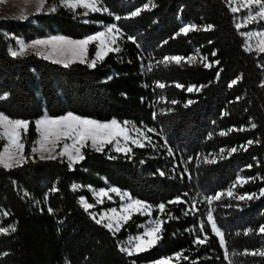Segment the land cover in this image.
Returning <instances> with one entry per match:
<instances>
[{
	"label": "trees",
	"instance_id": "trees-1",
	"mask_svg": "<svg viewBox=\"0 0 264 264\" xmlns=\"http://www.w3.org/2000/svg\"><path fill=\"white\" fill-rule=\"evenodd\" d=\"M60 1L46 0V7L57 8L26 19L0 18V112L30 122L22 134L25 160L10 169L0 165V230L7 229L0 231V264H264V256L241 255L264 250V234L256 231L264 225V53L247 50L228 0H99V12ZM135 10L140 14L132 16ZM113 23L121 30L119 52L108 53L95 68L79 61L64 67L33 51L11 55L18 37L83 39ZM185 24L197 30L185 36L179 32ZM96 50L92 43L88 59ZM176 55L196 59L159 63ZM191 86L199 91L188 93ZM68 112L152 128L153 144L127 154L111 145L103 151L87 145L85 159L72 170L65 157L33 155L35 121ZM248 140L254 143L245 150ZM3 144L0 138V151ZM109 187L152 205V215L134 213L116 232L98 224L81 197L95 204L91 188ZM230 188L233 196L207 203ZM245 194L255 195L239 199ZM177 198L183 202L170 203ZM209 210L225 247L207 220ZM152 217L164 221L162 238L127 255L124 241L142 233ZM248 228L253 231L245 235ZM205 235V243H194Z\"/></svg>",
	"mask_w": 264,
	"mask_h": 264
},
{
	"label": "snow or ice",
	"instance_id": "snow-or-ice-1",
	"mask_svg": "<svg viewBox=\"0 0 264 264\" xmlns=\"http://www.w3.org/2000/svg\"><path fill=\"white\" fill-rule=\"evenodd\" d=\"M63 3L67 4L69 7L75 9L78 5H82L85 9H90L92 12H99L102 11V9L98 8L96 6V0H62ZM41 5L43 4V0H40ZM246 4L248 6L252 4H256L259 6V11H257L255 14L252 12H249V14L244 18L242 24H237L236 27L240 28L243 25H246L248 23H251L253 21H256L257 18L259 20H264V2L262 0H246ZM146 7V5H145ZM231 11L233 13H236L238 11L237 7H232ZM87 15V12L84 13ZM140 14L139 10H135L131 13L132 16H137ZM115 20L119 21L120 16H116ZM212 28L211 25H208L204 30H210ZM197 30L196 25H188L183 26L179 29V32L184 34L185 36L188 35L190 31ZM120 29L117 27L116 23H113L109 25L105 30L99 31L95 34L89 35L88 37L84 39L79 40H72L65 38L63 36H53L48 40H36L32 44H24L21 42L20 51H12L11 55L13 57H16L18 55H22L24 53V50L29 47H35L39 45L44 46H50L47 49V54L45 52H38V55H41L44 59H51L53 63L62 64L64 67H68L70 63H74L77 60L84 64L88 63V57H87V51H88V45L93 42L98 43V50L96 52V57L98 59H103V57L107 53L111 52H119V47L113 48L112 45L116 44L117 41V35L113 33H120ZM106 33L108 35H106ZM245 37H251L253 35H257V33L253 32H246L242 33ZM130 40H133V37H129ZM247 50H251V46L248 47ZM258 51L260 53H264V39H261L259 41ZM213 56L216 55V52L213 51ZM187 59V62H192L196 59L195 55L189 56L187 58L176 55V56H166L163 58L162 61L159 63H168L169 61H174L176 64H180L182 60ZM202 60L207 61V57H202ZM96 59L91 60L90 67L95 68L96 66ZM215 63L218 65L219 61H215ZM211 63H205V67H211ZM151 64L148 65V69L151 70ZM236 81H232V84H235ZM165 84L161 82H157L155 87L163 89L165 88ZM175 86L177 88H182L183 85L176 83ZM202 87V86H201ZM194 91H199V88L196 86L187 87V92L192 93ZM163 99V97H161ZM238 99V98H237ZM172 103H176V101H172ZM193 103V101L189 100L187 104H185V107L188 106V104ZM155 118V113L153 114ZM30 122L22 119H10L7 115L0 112V138L6 137L8 141V146H6L3 149V152L0 153V165H3L5 169L12 168L15 164H19L22 160L25 159L23 155V144L20 142L21 137V131H27L29 128ZM127 122H125V125L122 126L119 124L115 119H113L110 122H100L95 119H89V118H82L79 115H76L72 112H68L65 115H61L56 118H48L45 116L42 119H38L35 121V126L37 131L40 133L41 140L39 142V149L33 148V152L35 153L37 150L41 153L40 158L41 159H54L55 156L53 153L56 150L57 145L62 140H70L71 143H64L62 151L58 153L59 156H66L69 163V168L72 170V166L82 162L85 159V156L82 152V149H84L88 143L90 142L92 147L96 149V151H103L104 147L106 145H112L113 142H116L115 151L116 152H124L127 154L131 151V148L127 147V144L129 141H131L132 144L136 145L137 147H145V144L142 142V140L139 138L143 136V132L140 129H135V137L130 136L129 130L126 127ZM255 124H251V128H255ZM240 131H243L244 129H239ZM148 132H154V129L148 128ZM225 132H221L220 135H225ZM121 139L124 142V146L120 145ZM149 143L151 142L150 137H144ZM254 143L253 140H248L246 142V145H242L245 150H247V146L252 145ZM221 152L224 150L221 149ZM231 153H235L237 151L236 147L231 148ZM47 153V155H45ZM171 154V153H169ZM209 163H213L214 161H207ZM249 168L251 165L248 166ZM163 175V172L160 173ZM247 179H253V178H247ZM247 179L239 180L240 183H246ZM235 187V185H233ZM111 192L116 193L117 195L121 196L122 202L125 199L130 200L131 202L124 204H121V208L118 211L117 208L113 207L107 211H105L100 219H97L96 222L99 224L101 223L105 217L108 219V223L104 226L108 228L109 230H118L121 226L122 222H127L129 219H131V215L135 213L144 214L147 216H151V207L147 203L135 199L131 200V197L128 193H121L119 189L112 188ZM228 195L229 197L233 196L232 188H230L227 193L224 192H218L214 196L208 197L207 203L209 205L212 204L213 200H219L221 196ZM261 195H264V189L261 190ZM108 195V191L101 190L98 193L99 198H103ZM255 194H245L239 196V199L243 200L245 198L251 200L253 199V196ZM183 202L179 198H177L174 201H171L170 203H180ZM83 207L85 210L91 209L93 207V204L87 203L82 201ZM194 207V205H193ZM165 210V204L161 203L159 205V212L163 213ZM51 211V209H49ZM187 214V212L185 213ZM93 219H95V216H93ZM207 220L210 223L212 231L219 237L220 243L223 246L225 244L223 232L221 229L217 226V224L214 221L212 210H209L207 214ZM150 224L154 225L151 227H148L143 235L137 237L138 242L135 244L134 249H121L122 251H125L127 255L132 256L133 252L135 253H141L146 250H149L150 248L156 246L158 241L162 238V224L164 221L160 219L149 221ZM201 230H203V226L201 225ZM0 231L7 232V229H2ZM252 228H248L245 230V235L252 232ZM257 234H264V225H261L257 230ZM207 236H204V239H200L199 237L196 238L194 243L196 244H203L206 242ZM177 258H179L180 254H176ZM241 255H260L264 256V250H252L249 251L245 249ZM227 256V252H226ZM158 264H170L169 259H163L158 262Z\"/></svg>",
	"mask_w": 264,
	"mask_h": 264
},
{
	"label": "rangeland",
	"instance_id": "rangeland-1",
	"mask_svg": "<svg viewBox=\"0 0 264 264\" xmlns=\"http://www.w3.org/2000/svg\"><path fill=\"white\" fill-rule=\"evenodd\" d=\"M73 2H75V0H73ZM229 4H230V7H237L238 8V11L235 13L236 14V24H242L244 18L249 14V12H252L253 14H255L257 11H259V6L256 5V4H252L250 6H248L246 4V0H228ZM61 6H64V7H68V8H71L69 7L67 4L63 3L62 0L60 1V4ZM46 0H43V4L41 5L40 3V0H0V18L2 17H6V16H12V17H16V18H19V19H26L31 13H37V12H41L42 10L46 9V11H52V10H55L57 8V4L56 5H50L49 7H46ZM96 6L100 9L101 6H100V3H99V0H96ZM78 8H84L82 5H78L75 9H78ZM73 9V8H71ZM74 9V10H75ZM85 9V8H84ZM87 11H91L90 9H85ZM111 25V24H110ZM189 24H185L184 26H188ZM109 26V25H108ZM107 26V27H108ZM107 27H105L103 30H105ZM118 27V26H117ZM239 30L241 31V33H246V32H253V33H257V35H253L251 37H245V40H246V48L248 49L249 46H251V50L250 51H255V52H258V46H259V41L261 39H264V20H259V18H257L256 21H253L251 23H248L246 25H243L239 28ZM102 31V30H101ZM95 34V33H94ZM115 35H117V37L119 38L120 36V33H113ZM106 35H108L106 33ZM54 36H63L65 38H68V39H72V40H79V39H74V38H71V37H67V36H64V35H54ZM51 37L53 36H48V37H43V38H38V39H35L33 41H26L24 40V38H21V37H18L16 38L15 40V43L12 44L11 46V52L12 51H17L19 52L20 51V47H21V42L24 43V44H32L34 41L36 40H48L50 39ZM117 38V40H118ZM84 39V38H83ZM94 44H96V48L98 50V43L97 42H93ZM92 43H90L88 45V50H89V47ZM116 44H117V41H116ZM116 44L112 45L113 48L116 47ZM50 46H44V45H39V46H35V47H29L27 49L24 50V53L26 52H29V51H33V52H45V54H47V49L49 48ZM96 50V52H97ZM23 53V54H24ZM108 54V53H107ZM106 54V55H107ZM105 55V56H106ZM104 56V57H105ZM87 57H88V51H87ZM103 57V58H104ZM93 59H96L97 62L102 60V59H98L96 57V54L94 56V58L92 59H88V63L90 64L91 60ZM78 61V60H77ZM48 118H56V117H49L47 116ZM10 118V117H9ZM44 118V117H42ZM40 118V119H42ZM83 118V117H82ZM12 119V118H10ZM116 120V119H115ZM37 121V120H36ZM112 121V120H110ZM110 121H100V122H110ZM119 124H121L122 126L125 125V122H127V129L129 130V134L130 136H133L135 137V129H140L142 130L143 132V136L139 137L142 142L147 145V144H153V141H152V136H151V132H148L147 129L148 127H143V126H139L135 123H133L132 121H128V120H125V121H119V120H116ZM2 132V130H1ZM25 131H21V137H20V142L23 144L24 146V143L22 141V134L24 133ZM144 137H150L151 138V142L149 143L146 139H144ZM2 140H3V147H2V150L0 151V153L3 152V149L8 146V141H7V138L6 137H2ZM41 140V136H40V133L38 132V139L36 140V143H35V148L39 149V142ZM64 143H71L70 140H62L56 147V150L55 152L53 153V155L55 157H62V156H59L58 153L60 151H62L63 149V145ZM88 145H91V143L89 142ZM120 145L121 146H124V142L123 140L121 139L120 141ZM107 146V145H106ZM105 146V147H106ZM112 147V150L115 151V147L117 146L116 145V142L114 141L113 144L111 145ZM136 146L134 144L131 143V141L128 142L127 144V147L132 148ZM33 147V148H34ZM104 147V148H105ZM94 148V147H93ZM82 152H83V149H82ZM116 152V151H115ZM118 153H123L125 154L124 152H118ZM129 153V152H128ZM23 155L25 157V153H24V148H23ZM33 155L37 156V157H40L41 156V153L39 152V150H37L35 153L33 152ZM45 155H47V153H45ZM65 158H67L66 156H63ZM25 160V159H24ZM23 161V160H22ZM21 161V162H22ZM20 162V163H21ZM16 165V164H15ZM112 188H117V187H109V188H100V189H96V188H91L92 189V192H93V196L95 198V204H93V207L91 209H88V211L90 212V214L93 216H95V219H100L101 215L115 207L117 208V210L119 211L120 208H121V204L124 203V204H127L129 202H131L130 200L128 199H125L123 202L121 200V196L120 195H117L116 193H113L111 192V189ZM119 189V188H117ZM101 190H106L108 191V195L103 197L102 199L99 198L98 196V193L101 191ZM121 193H128L129 196L131 197V200H135L137 198L133 197L132 194L128 191V190H121L119 189ZM82 201L84 202H87V203H90L85 197H81V203ZM105 202H109L111 203V207H108V208H102L100 210H98L95 205H100V204H103ZM144 202V201H143ZM146 203V202H145ZM92 204V203H91ZM148 204V203H147ZM83 205V203H82ZM150 205V204H148ZM151 207V213H153L154 211V208L152 207V205H150ZM135 213V212H134ZM133 213V214H134ZM132 214V215H133ZM131 215V216H132ZM213 215V214H212ZM214 218V216H213ZM152 220H156L152 217ZM215 221V219H214ZM109 221L107 219V217L104 218V220L101 222L103 224H107ZM124 222L121 221V226L123 225ZM216 223V222H215ZM217 224V223H216ZM121 226L119 227V229L121 228ZM151 226H154L150 223H148V225L145 227L144 231L148 228V227H151ZM218 226V225H217ZM118 229V230H119ZM118 230H112L114 232L118 231ZM144 231L142 233H140L139 235L137 236H130L128 237L124 243H123V248L124 249H134V246L135 244L138 242L137 240V237L143 235ZM222 231V230H221ZM224 236V235H223ZM225 247V244L223 245ZM135 253V252H133Z\"/></svg>",
	"mask_w": 264,
	"mask_h": 264
}]
</instances>
